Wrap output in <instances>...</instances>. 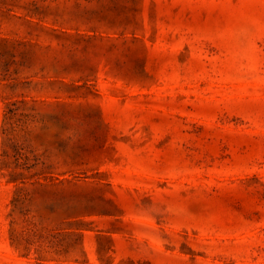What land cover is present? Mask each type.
I'll use <instances>...</instances> for the list:
<instances>
[{"label":"rangeland","instance_id":"1","mask_svg":"<svg viewBox=\"0 0 264 264\" xmlns=\"http://www.w3.org/2000/svg\"><path fill=\"white\" fill-rule=\"evenodd\" d=\"M0 264H264V0H0Z\"/></svg>","mask_w":264,"mask_h":264}]
</instances>
